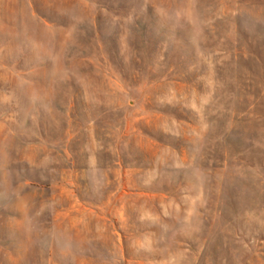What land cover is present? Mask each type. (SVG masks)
Masks as SVG:
<instances>
[{"label": "rangeland", "instance_id": "rangeland-1", "mask_svg": "<svg viewBox=\"0 0 264 264\" xmlns=\"http://www.w3.org/2000/svg\"><path fill=\"white\" fill-rule=\"evenodd\" d=\"M0 264H264V0H0Z\"/></svg>", "mask_w": 264, "mask_h": 264}]
</instances>
